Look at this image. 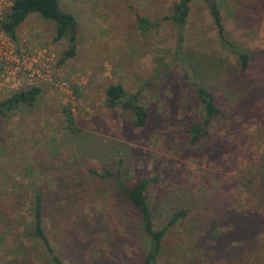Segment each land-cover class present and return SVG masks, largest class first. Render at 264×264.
<instances>
[{
	"label": "rangeland",
	"instance_id": "rangeland-1",
	"mask_svg": "<svg viewBox=\"0 0 264 264\" xmlns=\"http://www.w3.org/2000/svg\"><path fill=\"white\" fill-rule=\"evenodd\" d=\"M57 1L76 21L75 55L63 64L58 60L67 44L51 41L52 22L30 14L16 28L14 41L0 32V101L14 91L40 88L33 107L20 106L0 116V264H18L22 252L39 256L40 248L27 235L33 192H49L54 174L57 180L73 174L80 180L89 195L82 218L91 225L94 216L103 224L94 238L102 240L105 250L113 245L114 255L124 258L130 249L142 250L145 239L135 213L115 191L111 177H94L88 169L108 171L125 185L149 180L147 200L158 224L175 209L187 212L167 233L160 264H264V202L256 197L261 189L257 177L249 186L237 177L264 167V121L254 119L259 113L239 126L244 143L234 157L228 151L236 144L225 146L219 157L218 151L210 153L219 139L230 142L223 132L188 143L187 130L201 116L191 83L209 88L218 105L235 112L243 98L251 97L242 93L236 104L241 83L236 58L232 49L220 45L202 0H190L179 29L160 21L176 0ZM216 1L226 40L255 52L243 80L264 82V16L254 26L234 16L239 0ZM136 16L158 25L142 33ZM116 84L124 96L110 108L105 89ZM253 93L261 97L263 92ZM132 95L148 115L142 128L130 125L132 111L124 103ZM256 104L254 109L264 110L263 101ZM210 204L219 208L211 219ZM66 206L57 223L79 220L77 210ZM46 216L44 229L55 254L71 264L70 246L62 244L65 232L50 226ZM79 241L85 243L84 238ZM40 258L32 264H44Z\"/></svg>",
	"mask_w": 264,
	"mask_h": 264
},
{
	"label": "trees",
	"instance_id": "trees-1",
	"mask_svg": "<svg viewBox=\"0 0 264 264\" xmlns=\"http://www.w3.org/2000/svg\"><path fill=\"white\" fill-rule=\"evenodd\" d=\"M239 1L240 8L234 16H239L243 21L247 20L254 23V26H258L264 16V0ZM189 2L190 0H176L172 3L169 14L163 16L160 21H169L178 29L181 28L187 18ZM202 2L206 7L210 20L216 30L220 45L223 49H232L235 55L237 74L241 79L239 90L236 88L237 93H240V96L236 99V104H238V102H240L239 100L243 97L242 93H250L251 97L249 99L243 98L242 103L237 105L235 112L234 110H228L227 108L218 105L214 94L209 88L202 84L191 83L190 88L194 99L199 106L201 116L198 120L192 123L187 130L189 136L188 143L189 145H195L202 139H208L211 137L217 138L218 133L223 132L225 136L231 138L230 142L225 143L219 139V141L215 143L218 150L215 149L216 147H212L210 153H213L215 156L218 151L217 156L219 157L220 154L224 153L223 149H225V146L231 147L232 144H236L238 145V148L236 147L234 150L228 151L229 155L234 157L235 153L238 152V149L240 152V147L244 143L242 130L239 129V126L244 122L248 124L252 115L255 116V113H259L254 118L256 122L264 121V110H261V108L254 109V107L257 106L256 103L262 101L264 103V86L261 85L264 82H262L260 78L259 83L254 80L252 85H250L243 80L244 75L248 73L251 68L252 62L255 58V52L249 49L238 48L228 42L224 37V27L221 21L217 1L202 0ZM30 14H36L40 18L53 23V36L51 38L53 43L61 40L66 41L67 47L61 53L58 65H61L64 61L74 57L76 45V21L72 14L62 11L59 8L57 0H10V6L0 17L1 32L8 39L14 41L16 28ZM136 23L142 33L148 29L155 28L158 25L157 21L148 22L139 16H136ZM180 40L181 37L179 36L178 42H180ZM256 89L262 90L263 93L260 94L261 97L258 96L259 94L253 93ZM39 93L40 88L38 86H30L12 92L8 98L0 101V116L4 113L16 110L20 106L29 108L33 107ZM123 96L124 91L118 84L110 85L105 89L106 103L110 108H114ZM255 96L258 97L256 100ZM124 105L132 111L133 118L130 123L131 127L133 129L142 128L147 122L148 115L145 109L138 104L136 95H132L126 100ZM236 118H238L239 122H235L237 121ZM65 119L67 127L69 128L72 124V120L69 115L65 116ZM69 131L70 133H75L74 129L70 128ZM261 156L264 159V153ZM235 169L237 171L239 166L234 167V170ZM87 172L100 179H108L111 177L115 191L127 201L130 210L135 213V217H137V228L145 239V245L142 250L138 248L137 252L134 249H130L129 255L125 256V258L122 255H114L117 249H115L113 245H109V248L105 250L103 248L102 240L94 238L97 230L99 231L104 228L103 224H101L98 221V218L94 216L91 225L85 224V221L82 218V212L85 211L84 207H86L89 195L81 187L80 180L76 178L74 174L68 179L57 180L55 178L56 175L54 174L55 176L53 175L52 178L55 183L50 188L49 192H45L46 190H41L40 188H36L33 192L31 205L32 222L30 231L27 235L28 238L36 241L37 246L41 250V254L38 253L39 256L35 258L31 256L28 257L27 255L26 257H28V259H26L23 252L22 254L19 253L20 260L18 264H32L34 261L38 262L41 260L40 255L45 258L44 264H64L63 260L55 254L50 239L44 229L43 218L46 216L45 212L50 226L56 224L60 228V232H65L66 236L63 239L64 241H62V239L61 241L62 244L65 242L66 245L70 246V253L73 256L70 257L72 261L71 264H160L163 244L167 233L174 228L179 220L184 219L188 215L187 212L182 211L181 209H175L165 215L158 224L155 216L156 213H154L147 200L146 193L148 184L150 183L149 180L139 179L125 185L117 177H112V174L108 171H103L102 174H97L93 170L88 169ZM237 177L242 179L246 186H249L253 181V178L256 179L257 177L256 181L259 183L258 185L260 186L261 193L256 197L260 200H262V197V201L264 202V167L260 172L254 173L253 175L249 173L248 177L242 175L241 172H238ZM47 200L48 203H46L45 208L43 207V204ZM67 203L77 210L79 220L69 224L61 221L57 223L56 220L62 218L61 209H63V207L66 208ZM210 208L212 209L209 210V217L211 219L214 217L213 215L216 214L215 210H219V208L216 206L212 208V204H210ZM212 211L214 213H212ZM201 222L202 221L199 220V223ZM203 222H207V219H204ZM126 232V230L123 232V237H126ZM82 238L85 240L84 244L79 241V239ZM107 243L111 244L110 240H107ZM249 257L250 255L247 256V258ZM254 258H258L257 254H254ZM29 259L33 260L30 261ZM244 264H250V260H245Z\"/></svg>",
	"mask_w": 264,
	"mask_h": 264
},
{
	"label": "built area",
	"instance_id": "built-area-1",
	"mask_svg": "<svg viewBox=\"0 0 264 264\" xmlns=\"http://www.w3.org/2000/svg\"><path fill=\"white\" fill-rule=\"evenodd\" d=\"M10 6V0H0V17L2 13ZM1 32V30H0ZM2 33V32H1Z\"/></svg>",
	"mask_w": 264,
	"mask_h": 264
}]
</instances>
